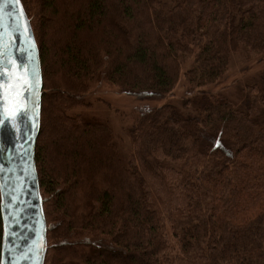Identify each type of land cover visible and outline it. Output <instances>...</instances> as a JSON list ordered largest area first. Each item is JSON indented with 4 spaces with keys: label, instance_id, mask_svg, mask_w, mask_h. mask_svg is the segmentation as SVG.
I'll use <instances>...</instances> for the list:
<instances>
[{
    "label": "trees",
    "instance_id": "trees-1",
    "mask_svg": "<svg viewBox=\"0 0 264 264\" xmlns=\"http://www.w3.org/2000/svg\"><path fill=\"white\" fill-rule=\"evenodd\" d=\"M21 3L42 63L45 264H264V74L234 100L211 91L235 58L264 65V0ZM182 77L196 91L171 100ZM105 85L149 104L93 119ZM2 242L0 205V260Z\"/></svg>",
    "mask_w": 264,
    "mask_h": 264
},
{
    "label": "water",
    "instance_id": "water-1",
    "mask_svg": "<svg viewBox=\"0 0 264 264\" xmlns=\"http://www.w3.org/2000/svg\"><path fill=\"white\" fill-rule=\"evenodd\" d=\"M42 63L21 0H0V264H45L47 221L36 164L41 129ZM18 102L15 134L6 97Z\"/></svg>",
    "mask_w": 264,
    "mask_h": 264
},
{
    "label": "rangeland",
    "instance_id": "rangeland-1",
    "mask_svg": "<svg viewBox=\"0 0 264 264\" xmlns=\"http://www.w3.org/2000/svg\"><path fill=\"white\" fill-rule=\"evenodd\" d=\"M242 62V59L235 58L231 62L227 78L213 86L211 91L220 94L223 98L227 97L234 100L246 84L252 81H261L264 74V65L254 63L250 67V64L246 65ZM195 91L196 89L192 90L186 86L182 77L175 90V97H172L171 100H187L194 95ZM88 99L91 103L89 107L85 108L86 115H90L91 118L97 120H111L116 125L121 122H130L134 114H138V111L149 104L136 101L133 97L120 93L114 87L110 88L107 85L97 87ZM118 133L120 136L122 130H119Z\"/></svg>",
    "mask_w": 264,
    "mask_h": 264
},
{
    "label": "bare ground",
    "instance_id": "bare-ground-1",
    "mask_svg": "<svg viewBox=\"0 0 264 264\" xmlns=\"http://www.w3.org/2000/svg\"><path fill=\"white\" fill-rule=\"evenodd\" d=\"M6 109L8 112V116L10 118L11 127L15 134H18L19 127H18V121H19V111H18V102L12 100V96L8 95L6 97Z\"/></svg>",
    "mask_w": 264,
    "mask_h": 264
}]
</instances>
